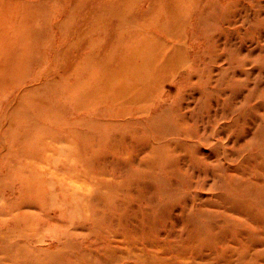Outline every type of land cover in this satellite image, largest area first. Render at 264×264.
<instances>
[{
  "label": "rangeland",
  "instance_id": "rangeland-1",
  "mask_svg": "<svg viewBox=\"0 0 264 264\" xmlns=\"http://www.w3.org/2000/svg\"><path fill=\"white\" fill-rule=\"evenodd\" d=\"M0 264H264V0H0Z\"/></svg>",
  "mask_w": 264,
  "mask_h": 264
}]
</instances>
